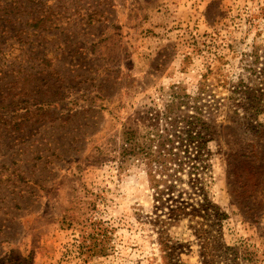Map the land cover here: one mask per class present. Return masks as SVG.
Masks as SVG:
<instances>
[{
    "label": "rangeland",
    "instance_id": "374dc122",
    "mask_svg": "<svg viewBox=\"0 0 264 264\" xmlns=\"http://www.w3.org/2000/svg\"><path fill=\"white\" fill-rule=\"evenodd\" d=\"M263 69L264 0H0V264H202L155 213L203 195L219 264H264ZM188 122L198 170L159 159Z\"/></svg>",
    "mask_w": 264,
    "mask_h": 264
},
{
    "label": "trees",
    "instance_id": "16d2710c",
    "mask_svg": "<svg viewBox=\"0 0 264 264\" xmlns=\"http://www.w3.org/2000/svg\"><path fill=\"white\" fill-rule=\"evenodd\" d=\"M32 26L35 29L39 28V22L38 21L34 22ZM257 52H258V48L254 47L252 54L254 55L255 59L258 58ZM261 74L264 75V69L261 71ZM244 98L248 103V105L249 104L252 105L250 109L259 111V105L262 102L261 99L262 95L253 96V94L249 92V90H246V95H244ZM197 127H198L197 124L194 122L187 123V129L182 132L181 142L179 146L168 149L167 155H162L160 153L159 159L163 158L162 161L163 164L169 161H177L180 163L179 167L182 168L184 164L182 160L183 158L182 156L185 155L184 162L187 161V163H191L192 164L191 169L198 170L199 167L203 168L201 163L202 157L207 152L208 144L205 137H202L203 142L193 141L196 139V137L200 138L204 134V131H201L199 133L197 132L198 134L196 133V135H194V130ZM259 132L260 131H258V133ZM197 163H199V165H197ZM156 201L161 202L160 196L156 197ZM164 205L165 203H162L160 207H156V211H158L161 208H164ZM155 214L157 216V219L155 221L156 223L160 224L159 225L160 228H163L161 227V224L165 223V226L171 225V222H173V224L174 223L180 224L183 220H188L190 223H195V225L199 226V229H196L194 227L193 228H194V236L199 240L200 243L199 256L202 264L220 263L221 257H219V255H217L216 253L222 247L220 239L215 238V236L212 234V231H209V229H204L203 228L204 224L201 221H198V219H203L207 221L208 216L213 215L216 219L222 220L225 218V214L220 213L219 208L215 205H212L204 195L202 202L199 203L198 207H195L189 203L174 201V203H172L170 206L167 207V213H165V216L167 217L169 222H165L164 220H159L158 218H160V216L157 213ZM164 230L162 231L163 233H165ZM169 250L170 247L168 246V244H165L164 246L165 258L172 261V259H175L174 258L175 255ZM227 251H229L228 248ZM169 260L168 262H170ZM232 264H238V263H236V261L234 260V263Z\"/></svg>",
    "mask_w": 264,
    "mask_h": 264
}]
</instances>
